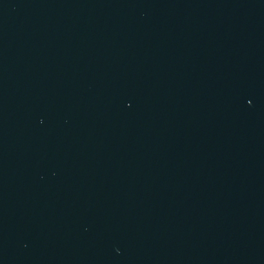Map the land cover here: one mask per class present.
<instances>
[{
  "label": "water",
  "instance_id": "obj_1",
  "mask_svg": "<svg viewBox=\"0 0 264 264\" xmlns=\"http://www.w3.org/2000/svg\"><path fill=\"white\" fill-rule=\"evenodd\" d=\"M0 264H264V0H0Z\"/></svg>",
  "mask_w": 264,
  "mask_h": 264
}]
</instances>
